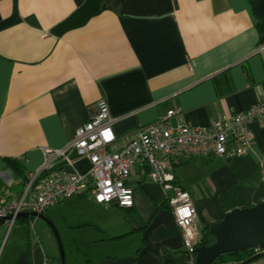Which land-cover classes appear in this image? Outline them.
<instances>
[{
    "label": "crops",
    "instance_id": "1",
    "mask_svg": "<svg viewBox=\"0 0 264 264\" xmlns=\"http://www.w3.org/2000/svg\"><path fill=\"white\" fill-rule=\"evenodd\" d=\"M262 100L264 0H0L3 202L24 189L7 160L27 179L36 174L43 149L73 141L101 101L121 136L170 110L172 125L203 127ZM250 128L254 142L244 156L181 158L172 167L202 234L230 208L229 189L264 185V120ZM87 166L78 162L82 171ZM149 171L143 163L131 171V208L98 205L85 193L48 212H61L75 236H89L73 239L87 247L83 264H159L165 254L183 252L180 230L169 207L160 208L165 195ZM38 221L20 216L10 228L0 226V264H43L44 257L55 264L51 241L44 248L38 235L28 234ZM65 264L73 263L65 258ZM250 264H264V257Z\"/></svg>",
    "mask_w": 264,
    "mask_h": 264
},
{
    "label": "built area",
    "instance_id": "2",
    "mask_svg": "<svg viewBox=\"0 0 264 264\" xmlns=\"http://www.w3.org/2000/svg\"><path fill=\"white\" fill-rule=\"evenodd\" d=\"M174 113L170 110L150 124L116 136L108 107L104 101L99 102L89 120L77 129L73 141L58 149H43V166L30 175L18 199L3 202L0 195V221L5 220L10 228L21 213L41 215L85 193L98 205L131 208L134 198L128 181L133 167L143 163L150 169L152 182L162 189L180 230L185 263L195 264V250L201 246L203 234L194 204L176 183L172 167L181 158L244 156L254 142L250 124L264 120V100L243 112L220 116L203 127L172 125L169 119ZM82 160L88 164L83 171L78 167ZM49 262L44 257L43 264Z\"/></svg>",
    "mask_w": 264,
    "mask_h": 264
},
{
    "label": "water",
    "instance_id": "3",
    "mask_svg": "<svg viewBox=\"0 0 264 264\" xmlns=\"http://www.w3.org/2000/svg\"><path fill=\"white\" fill-rule=\"evenodd\" d=\"M27 216L33 218H42V215L21 213L17 217ZM7 219H10L8 217ZM5 220L0 221V226ZM54 232L59 252L61 264H65V255L62 244L51 224ZM214 242L210 246L201 245L196 248L195 264H212L220 255L245 251L249 249L264 248V202L249 207L236 208L226 213L222 220L212 224L209 228ZM264 257V252L259 253ZM248 261L241 264H246ZM159 264H186L185 253L181 252L175 256L172 253L165 254Z\"/></svg>",
    "mask_w": 264,
    "mask_h": 264
},
{
    "label": "trees",
    "instance_id": "4",
    "mask_svg": "<svg viewBox=\"0 0 264 264\" xmlns=\"http://www.w3.org/2000/svg\"><path fill=\"white\" fill-rule=\"evenodd\" d=\"M7 164L17 175L23 178V186L25 187L29 179H27L26 176L23 174V171L20 170L18 164L14 160H7ZM242 191V188L237 187L231 188L226 192V198L224 199L231 200L232 202L229 204L230 208H228L229 206L226 207L224 215L236 208H249L264 202V185L254 191H243L244 196H241L239 198V193H241ZM224 205L227 206L226 203H224ZM164 206H168L167 202L162 204L160 208H163ZM30 218L32 219L33 217ZM210 226H207L203 231V240L201 245L210 246L214 242V238L212 237L209 231ZM30 233L31 229L29 228L28 234L30 235ZM261 252H264V249L259 250L258 253H255L253 249L227 253L220 255L217 259H215L212 264H241L246 261H248V263L246 264H250L261 258V256H259V253Z\"/></svg>",
    "mask_w": 264,
    "mask_h": 264
},
{
    "label": "rangeland",
    "instance_id": "5",
    "mask_svg": "<svg viewBox=\"0 0 264 264\" xmlns=\"http://www.w3.org/2000/svg\"><path fill=\"white\" fill-rule=\"evenodd\" d=\"M91 195L88 194L87 197H90ZM51 208L46 210L44 213L45 215H49L50 212H54V210L56 209H52ZM49 212V213H48ZM51 220H47L45 217L42 218H35V220H39L38 223H33L32 225V232L33 235L36 236L38 235V239H40L41 243L44 245L45 248V244L47 239L51 241V243L53 244L54 247V262L55 264H59L58 261H60V252H59V247L54 235V232L51 228V224L54 226L55 230L57 231V234L59 236V239L61 241L62 244V249L64 251V255L65 258L67 259L68 263H73V264H83L85 262V251L87 249V247L83 246V244H80V241H73L74 237H80L81 235L76 234L75 233L77 230H66L64 228V221L61 215V212H55V214H53L52 216H50ZM93 235H91V237L93 238ZM37 237V236H36ZM35 237V240L37 239ZM83 240L88 241L89 240V236L87 234H84L81 236ZM88 246V244H87ZM81 249V250H79ZM264 249V248H263ZM262 249V250H263ZM50 255V254H48Z\"/></svg>",
    "mask_w": 264,
    "mask_h": 264
},
{
    "label": "snow or ice",
    "instance_id": "6",
    "mask_svg": "<svg viewBox=\"0 0 264 264\" xmlns=\"http://www.w3.org/2000/svg\"><path fill=\"white\" fill-rule=\"evenodd\" d=\"M102 198V197H101Z\"/></svg>",
    "mask_w": 264,
    "mask_h": 264
}]
</instances>
